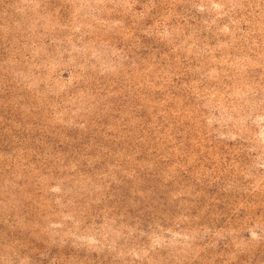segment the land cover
Returning a JSON list of instances; mask_svg holds the SVG:
<instances>
[{
    "label": "rangeland",
    "instance_id": "obj_1",
    "mask_svg": "<svg viewBox=\"0 0 264 264\" xmlns=\"http://www.w3.org/2000/svg\"><path fill=\"white\" fill-rule=\"evenodd\" d=\"M0 264H264V0H0Z\"/></svg>",
    "mask_w": 264,
    "mask_h": 264
}]
</instances>
